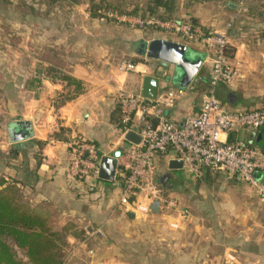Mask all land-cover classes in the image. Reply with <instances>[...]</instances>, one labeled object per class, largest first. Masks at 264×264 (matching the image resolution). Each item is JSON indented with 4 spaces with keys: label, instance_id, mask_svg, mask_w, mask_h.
I'll return each instance as SVG.
<instances>
[{
    "label": "crops",
    "instance_id": "0c3cea01",
    "mask_svg": "<svg viewBox=\"0 0 264 264\" xmlns=\"http://www.w3.org/2000/svg\"><path fill=\"white\" fill-rule=\"evenodd\" d=\"M238 2L227 0L222 8L211 5L207 10L198 4L186 9V15L204 29L223 28L231 22L228 56L237 75L231 85L218 87L217 96L228 109H252L264 103V5L238 10ZM249 3L256 5L258 0ZM12 13L17 22H10V29L22 27L21 33L30 38L23 42L26 56L20 73L15 76L7 70L8 84L9 80L12 84L8 108L12 106L20 116L8 124L9 139L1 145L7 162L1 172L5 184L18 187L30 207L45 211L55 229L72 226L66 234L68 249L62 264H264V197L237 176L229 179L221 172L205 170L197 178L204 180L200 184H186L190 193L197 191L186 193L191 206L182 205L181 211L176 208L179 211L171 213L167 211L171 205L156 200L157 210L151 211L153 201L143 216L119 202L121 187L116 179L70 178L67 161L72 137L92 142L101 157L127 145L122 133L117 134L116 94L122 88L139 92L143 76H156L149 68L154 62L129 60L134 68L125 66L130 43L148 41L141 28L136 26L127 34L115 25L95 22L92 16L91 21L80 23L78 10H68L65 16L62 10ZM191 44H186L191 54L202 57L201 66L207 64L209 72L199 67L198 82L194 77L192 89L169 110L172 119L197 111L194 88L209 79L211 52ZM164 72L158 78L159 89L178 87L176 68L172 72L166 66ZM65 77L80 82L78 93ZM23 121L29 126L18 124ZM21 128L27 135L12 139L10 133ZM258 133L254 141L264 149V135L258 141ZM252 136L240 130L228 139ZM170 157H155L158 173L170 174L164 183L157 176V183L165 198L178 205L172 185H166L179 171L167 169ZM260 178L264 182V176Z\"/></svg>",
    "mask_w": 264,
    "mask_h": 264
},
{
    "label": "built area",
    "instance_id": "2783aa9c",
    "mask_svg": "<svg viewBox=\"0 0 264 264\" xmlns=\"http://www.w3.org/2000/svg\"><path fill=\"white\" fill-rule=\"evenodd\" d=\"M238 10H245V0H239ZM133 26L143 24L166 30L188 42H195L211 52V67L206 87L200 91L195 112H186L180 119H172L169 110L181 100L192 83L185 88L168 87L158 90L155 98L139 92L119 89L116 98L120 108L122 135L136 127L138 144L127 143L117 158L115 179L121 187L119 202L127 210L143 216L153 201L173 205L165 198L157 183L155 157L169 150L170 158L182 160L184 168L194 178L205 170L221 172L231 179L239 177L264 197V149L254 141L264 130V103L252 109H228L217 96L221 84L231 85L236 69L228 56V32L231 22L223 28L204 29L182 18H162L156 15L123 17ZM127 70L134 64L126 62ZM168 64L149 66L155 77L165 74ZM193 82V81H191ZM247 130L251 138L228 139L232 132ZM67 168L70 178L80 180L91 176L98 179L101 156L95 145L78 136L69 143ZM259 174V175H258Z\"/></svg>",
    "mask_w": 264,
    "mask_h": 264
},
{
    "label": "rangeland",
    "instance_id": "374dc122",
    "mask_svg": "<svg viewBox=\"0 0 264 264\" xmlns=\"http://www.w3.org/2000/svg\"><path fill=\"white\" fill-rule=\"evenodd\" d=\"M151 0H0V146L6 145L4 141L9 139V133H8V124L10 121H12L16 116H20V112L16 110V112H13L12 106L8 108V98H10L12 90V84H8L7 77V70H11L15 73V76L20 73V70L22 69V63L24 60V49H23V42L28 40L30 36H24L21 33L22 27L17 30V25H14V29H10V22H17L15 17H17L16 14L12 13L14 10L19 16L22 15L23 10H31V12H40V10H62V15L65 16V13L68 10H78L79 12V22L82 23L84 21H91L90 16H92L97 23H104V24H110L112 26H116L119 28L118 30H121L122 32H126L129 34L132 29L136 26H132L127 19H122L123 17H134L137 15H140L142 18H146V16L149 14L147 12V6H149V2ZM169 0V7L167 6V9L165 12L158 11L159 9L157 7L156 10L153 11V15H160L162 18H182L186 20H192V18H188L186 15V9H189L190 6L194 7L198 4H202L204 8L209 9L212 6L220 5V7L224 5V3L227 0ZM216 1H220V4L216 3ZM233 2H237L238 0H230ZM250 0H245V10H251L253 7L257 8V6L264 5L262 4L261 0H258V3L256 5H250ZM221 7V8H222ZM87 10L90 13L89 17H85V13L87 14ZM94 12V16L92 13ZM86 18V19H85ZM120 19V20H119ZM193 22V21H192ZM194 23V22H193ZM121 25V26H119ZM139 27V26H137ZM124 28V29H122ZM141 28V35L144 36V39H147L148 41L151 40L152 37L160 36V37H172L175 39H179L182 41V43L189 45H192L191 42H188L181 38L178 35L166 32V30H159L158 28L148 26L143 24L140 26ZM125 30V31H123ZM230 31V30H229ZM118 31L114 32L116 35ZM156 37V38H160ZM165 38V39H168ZM150 39V40H149ZM154 39V38H152ZM136 45L137 42L132 41L130 45L127 47L126 55L124 56L127 58V62L132 61V59H138L143 62H154V64L158 63L159 61L153 60V59H145V56L138 55L136 52ZM204 48V47H203ZM197 52L203 51V49H194ZM168 67L173 72V68L175 66L168 64ZM200 70L203 71V73L209 72V66L205 63L200 67ZM168 73L169 75L172 74ZM201 73V71H200ZM199 76V75H198ZM17 80V79H16ZM15 82L17 83L18 81ZM197 76L194 78V82H198ZM207 84H203L201 86H197L194 89L196 90L193 99L194 104L196 105L199 100V93L201 90H203L206 87ZM20 100V99H19ZM116 129L117 134L120 135L122 133L123 126L120 123V119H118V123H116ZM12 134V133H10ZM121 146V145H120ZM5 147L0 148V179L4 178V172H1L3 170L4 166L6 165V156L4 154ZM3 168V169H2ZM162 171V169H161ZM164 172V170H163ZM188 170L186 168H183L178 171L177 175H172L171 178L166 185L170 187V189L173 192L172 196H178V201L180 204H173L167 211L178 212L181 211L180 208H182V205H190L191 202H189L186 198V193H190V191L186 190V184L197 186L200 184L203 179H189ZM2 187V186H1ZM13 189H15L16 194L18 195V199L27 204L26 200L23 198L22 192H20V189L14 185H10ZM196 188V187H195ZM167 188H164L165 194L167 195L169 192L166 190ZM187 191V192H186ZM197 193L196 190L191 192L190 194ZM168 196V195H167ZM173 198V197H171ZM27 206L35 213L40 214L43 218L46 219L48 225L50 228L58 231H62L59 229H55L53 223L49 221V216L45 211H42L40 209L30 207L28 204ZM176 208H178L176 210ZM166 211V212H167ZM51 218V217H50ZM64 227V226H63ZM62 227V228H63ZM60 228V229H62ZM67 232L66 234H68ZM101 233V231L99 232ZM65 235V234H64ZM66 237V236H65ZM65 240V239H64ZM66 241V240H65ZM7 242L10 245L11 250L14 252L15 257L17 258L19 264H30V261L26 255L25 249L18 247L10 238H7ZM67 242V241H66ZM68 249V243L65 246V252ZM65 258V255L63 259ZM258 264V263H257Z\"/></svg>",
    "mask_w": 264,
    "mask_h": 264
},
{
    "label": "trees",
    "instance_id": "16d2710c",
    "mask_svg": "<svg viewBox=\"0 0 264 264\" xmlns=\"http://www.w3.org/2000/svg\"><path fill=\"white\" fill-rule=\"evenodd\" d=\"M169 4V0H151L149 6H147L148 15H153L151 13L156 10L155 7L159 9L158 11L161 8H165L166 10ZM92 15H95L94 12ZM139 61L141 60L132 59L131 62L137 63ZM64 79L74 84L76 93L80 91V82L78 80L70 77H65ZM72 97V95L68 96V98ZM116 123H118V119ZM169 153V150L160 152L158 156L164 158ZM5 183L6 180L1 178L0 264H19L7 242V238L12 239L18 247L25 249L30 264H62L67 244L65 236L67 232L72 231V226L66 224L61 229L62 231L50 228L46 219L40 214L33 212L25 203L21 202L15 189Z\"/></svg>",
    "mask_w": 264,
    "mask_h": 264
},
{
    "label": "water",
    "instance_id": "95a60500",
    "mask_svg": "<svg viewBox=\"0 0 264 264\" xmlns=\"http://www.w3.org/2000/svg\"><path fill=\"white\" fill-rule=\"evenodd\" d=\"M138 54L144 55L148 59L158 60L163 64H170L175 66L178 71L177 81L178 87L185 88L193 80L197 74L202 63V57L192 55L190 48L182 42H177L164 38H154L150 41H140L136 47ZM160 87L159 79L152 75H145L142 77L141 87L139 93L147 98H155ZM18 124H25L29 126L27 121L18 122ZM27 129V127H24ZM24 128L11 134L12 139H20L27 135ZM264 130L258 133L257 140L262 138ZM123 140L126 143L138 144L140 136L136 133V127L125 132ZM123 146H118L111 155L102 156L100 159L98 178L104 181H113L117 168V158L121 155ZM168 170H181L184 168L182 160L178 158H169L167 160ZM160 182L164 183L169 178L166 172L163 175L157 173ZM239 178V177H238ZM158 202L154 201L151 205V211L157 210Z\"/></svg>",
    "mask_w": 264,
    "mask_h": 264
},
{
    "label": "flooded vegetation",
    "instance_id": "af4514ba",
    "mask_svg": "<svg viewBox=\"0 0 264 264\" xmlns=\"http://www.w3.org/2000/svg\"><path fill=\"white\" fill-rule=\"evenodd\" d=\"M163 174H164V173H163ZM163 174H162V175H163ZM158 178H159V177H158ZM169 178H170V174H169ZM169 178H168V179H169ZM159 180H160V178H159Z\"/></svg>",
    "mask_w": 264,
    "mask_h": 264
}]
</instances>
